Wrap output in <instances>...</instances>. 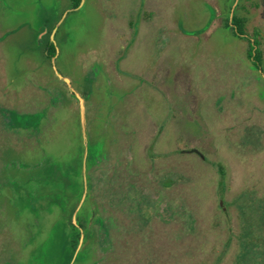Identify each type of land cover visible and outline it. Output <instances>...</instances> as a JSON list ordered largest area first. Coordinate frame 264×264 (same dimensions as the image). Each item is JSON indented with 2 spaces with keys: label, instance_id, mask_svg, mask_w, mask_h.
<instances>
[{
  "label": "rangeland",
  "instance_id": "rangeland-1",
  "mask_svg": "<svg viewBox=\"0 0 264 264\" xmlns=\"http://www.w3.org/2000/svg\"><path fill=\"white\" fill-rule=\"evenodd\" d=\"M56 1L0 0V264L52 263L53 227L70 204L65 178L88 208H107L114 238L97 245L100 264L237 262L248 226L239 205L254 203L264 181L253 168L264 106L259 138L241 140L245 112L254 120L264 103V0H86L52 35L51 61L40 39ZM234 4L263 45L259 70L247 40L223 26ZM94 85L90 103L81 100ZM16 112L27 128L8 123Z\"/></svg>",
  "mask_w": 264,
  "mask_h": 264
},
{
  "label": "flooded vegetation",
  "instance_id": "flooded-vegetation-1",
  "mask_svg": "<svg viewBox=\"0 0 264 264\" xmlns=\"http://www.w3.org/2000/svg\"><path fill=\"white\" fill-rule=\"evenodd\" d=\"M84 1H86V0H82L80 5L75 7V6H72V1L71 0H58V5H55V8H54L55 10H57L56 12H57V14L59 16L58 17V22L56 23V25H55V27L53 29H50V30L48 29L45 34H42V35L40 34L41 35V39L40 40L44 42V41H46L44 38H47L49 40V42L51 43L52 35L53 34L55 35V34L58 33L59 29L63 25V22L66 20V17H68V15H70L72 12L79 11L82 8V6H83ZM55 3L57 4V1ZM59 8H60V12L64 10V12L62 13L61 16L59 15V13H60L59 12ZM236 9H237V6H236V4H234L233 6L230 7V10L227 12V14L226 13L224 14L225 17H224L223 26L231 28L236 36L240 37L241 39L247 40L246 41L247 57L249 58L250 63H252V65H253L252 67L255 70L256 69L259 70L260 66H261V63H260L261 53L263 52V50L261 49V45L262 44L260 43V40L258 39V36H257L258 33L256 32L255 29H254V34H250V33L247 32L248 29H249V28H247L248 19H247L246 16L242 17L241 13L238 16H236ZM46 18H47V21H45V19L43 20L44 24H47V22L49 21V18L48 17H46ZM54 21H55V18H54ZM54 21H53V23H54ZM250 22H249V25H250ZM54 35H53V37L55 39L56 35L55 36ZM67 35H68V33H67ZM49 46L50 45L48 44V47ZM262 47H263V45H262ZM50 53H51L50 50H48V52L46 54V57L48 59H50L51 61H56V59H57V57L59 55L58 49L56 48V53L54 55L50 54ZM104 64L105 65H104L103 68L102 67H99V68L95 67V71L94 72H95V76H96V79H97L96 82H98V84H100V80L103 79V77L106 78L108 76L107 71L105 70L106 69L105 66L108 64V62H106V63L104 62ZM56 76H57V79L59 81H62L63 84H66V85L68 83H67V81H65V79H69V82H70V80H72L68 76L64 77L59 72L58 73L56 72ZM60 76H62L63 78H61ZM100 77H102V78H100ZM257 79L259 80V78H257ZM96 82L92 81V83H96ZM95 85L93 87H86V89L84 91H82V92L85 93L87 91V94H88V97H89V94L91 93V92H89V90H91L92 93L94 91H96ZM100 89H101V85L98 86V90L97 91H99ZM80 98H82V97H80ZM82 99L85 100L86 103L89 102V98H84L83 97ZM263 104L262 103L260 104L262 107L261 106L259 107L258 105L257 106H253L254 108L251 110V113L252 112H254V113L256 112V118L254 120L253 119L250 120V118H247L250 115L249 114L250 112H245V118L243 119L244 123H243V120H242V123H243L242 137L243 138H241V140H242V143L245 144L246 148H248L250 146L249 144L247 145L248 142L254 144L255 141H256L255 137L257 139L259 138V135H257V133H256V130L259 131V129H258L259 124H256V123L254 124V122H257V123L260 122V121H258L257 117H258V114L262 115V113H263L262 112V108L264 106ZM241 107L243 108V105ZM88 111H89V109H88ZM27 121H28L27 117L26 118L21 117L17 112L12 117L8 116V123L16 125V126H17V124L19 122H22L24 124ZM102 121H106V120H102ZM95 122H97V121H95ZM106 122H109V120L107 119ZM28 125L29 124L22 125V130L27 128ZM248 125H250L251 127H255L254 128L255 134L252 133L251 127H248ZM159 126H161V125H159ZM246 126H247V129H246V132H245ZM231 127H234V128H231ZM226 128H229V130L230 129H235L236 128V124L233 123L231 125L226 126ZM244 135H246V136L244 137ZM250 135H252V138H250ZM248 137H249V141H248ZM244 138H245V141H244ZM215 148H216V150H218V146H215ZM261 153L264 154V152H261ZM259 159H262L261 160L262 162L257 161L253 168H254V170L256 172V176L258 177V179H261L262 177H264V170H263L264 169V155L257 156V160H259ZM217 169H218L219 174H220V176L222 178V182L220 184H221V187H223L224 178L226 176V169L222 165H218ZM131 181H132V179H131ZM262 184L264 185V181L262 182V179H261V183L255 185L256 186V190L252 191V192L257 193L256 194L257 196H256L255 199H249L250 201H254L255 200L254 203H247L245 205H239V210H241L242 211V215L245 216L246 224L249 227L247 226L246 230L243 231L242 234L240 235V238H243V244H242L243 245V249H241L239 251L240 254L238 255L237 262H235L234 264H264V195H263L264 193L263 194L261 193L262 195H260V193H259L260 188H261L262 192H264V188H263ZM132 185L133 184L131 183V186ZM165 185L166 186H170V185H172V183L171 182H167V183H165ZM131 186H130V188H131ZM126 195H127V193H125V196ZM125 196H124V198H119L117 200L118 201L117 205H118L119 208L122 209L121 211H123V212H124V209H123V207L121 205L124 202L123 200L125 199ZM82 200H83V196H82V199H81L77 209L75 210V212L72 215L73 223L81 231L80 243L81 242L83 243L84 239H85V231L81 227H79V225H78V217L80 215H83L85 217V219L88 220V227L89 228L97 229L98 236L100 238H102L104 241L109 240V238H112V237L114 238V236H111V233H110V230H109V224L106 223V219H105L106 217L103 215V210L105 211V214H106V211H107L106 209L107 208L104 209L103 207H98V210H96L92 205L88 208L85 205V201L82 202ZM110 202H113V204H114V200H112V201L110 200ZM104 204H105V202H104ZM140 206L141 205H139L138 208H140L139 212H140V216H141L143 210H142V208ZM81 208H82L83 212L80 214L79 211L81 210ZM221 208H224L223 202H221ZM244 211H245V214L247 213L248 215H245ZM98 214H100V215H98ZM113 214H114V211H113ZM128 217H130V215ZM110 218L114 220V221L112 220V225H113L114 222H115V217L112 216ZM147 223L148 222H146V220H145L144 224H142V225H144L146 227ZM243 226H242V228H243ZM226 233L229 235L228 239H227V242L231 241L232 232L231 231H227ZM82 243H81V245H82ZM108 243H111L110 240L106 241L105 246H109V245H107ZM131 243L132 242H129L130 246H131ZM112 244H113V241H112ZM104 247H101V249H103ZM103 250L105 251V249H103ZM127 251H128L129 254L128 253H126V254L129 255V259H130L131 258V254H130L129 248H128ZM76 254H75V257H76ZM116 254H117V252L114 253V256ZM75 257H74V259H75ZM96 257H97V264H100V262L103 260V257H100V256H98L96 254L94 255V258H92L91 262H94ZM74 259H73V261H74Z\"/></svg>",
  "mask_w": 264,
  "mask_h": 264
},
{
  "label": "trees",
  "instance_id": "trees-1",
  "mask_svg": "<svg viewBox=\"0 0 264 264\" xmlns=\"http://www.w3.org/2000/svg\"><path fill=\"white\" fill-rule=\"evenodd\" d=\"M72 1V6H79L82 0H71ZM58 5V1L57 4ZM57 11V10H55ZM58 14L55 17V21L52 25L53 29L58 22ZM45 21H47V18L45 16ZM48 44L50 45V54H55L56 53V48L53 44H51L48 40ZM89 92L92 93L91 90ZM87 92H82V95L84 98H89ZM68 176V175H67ZM64 174L61 173L60 178H64ZM68 180L65 178V194L69 198V205H66L65 207L62 205L60 206V209L63 211L64 215L66 217H63V219H66V221H63L62 218L60 221L56 222L54 224L53 229L57 230V241L58 243L54 244V249L53 252L54 254L52 255L54 259L52 260L51 264H71L75 254L76 257L73 261L72 264H83L84 262L82 261L84 258H94V255L96 254L97 250V245L98 247H104L106 241L111 242V238L109 240L104 241L102 238L98 236L97 229L94 228H89L88 227V220L85 219L83 215H80L78 217V225L85 231V239L84 242L82 243L81 247L80 246V238H81V231L80 229L73 223L72 221V215L77 209L84 190L81 189H72L66 186ZM83 185V182H81ZM67 187V189H66ZM80 214L82 212V208L79 211ZM79 248V249H78ZM95 264H97V260H95Z\"/></svg>",
  "mask_w": 264,
  "mask_h": 264
},
{
  "label": "water",
  "instance_id": "water-1",
  "mask_svg": "<svg viewBox=\"0 0 264 264\" xmlns=\"http://www.w3.org/2000/svg\"><path fill=\"white\" fill-rule=\"evenodd\" d=\"M60 77H61V78H63L62 76H60ZM65 81H67V82H68V81H69V79H65ZM78 98H79V99H81L79 96H78ZM81 100H83V99H81ZM81 243H82V242H81ZM80 247H81V244H80L79 248H80Z\"/></svg>",
  "mask_w": 264,
  "mask_h": 264
}]
</instances>
